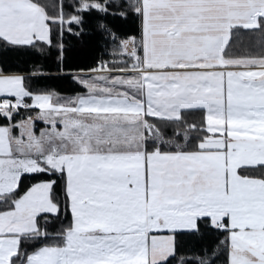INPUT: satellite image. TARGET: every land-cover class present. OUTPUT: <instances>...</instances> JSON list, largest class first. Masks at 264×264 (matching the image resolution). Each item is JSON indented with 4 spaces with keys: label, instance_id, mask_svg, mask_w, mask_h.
Wrapping results in <instances>:
<instances>
[{
    "label": "snow or ice",
    "instance_id": "snow-or-ice-1",
    "mask_svg": "<svg viewBox=\"0 0 264 264\" xmlns=\"http://www.w3.org/2000/svg\"><path fill=\"white\" fill-rule=\"evenodd\" d=\"M0 264H264V0H0Z\"/></svg>",
    "mask_w": 264,
    "mask_h": 264
},
{
    "label": "trees",
    "instance_id": "trees-1",
    "mask_svg": "<svg viewBox=\"0 0 264 264\" xmlns=\"http://www.w3.org/2000/svg\"><path fill=\"white\" fill-rule=\"evenodd\" d=\"M50 3H54L56 2V0H49ZM234 43L238 46V47H241V46H248L250 44V41H249V38L247 35L245 34H241L235 41ZM51 84H54L56 87H60V88H63V87H66L67 85L63 82V81H51L49 82ZM211 238L210 237H206L205 238V242L210 240ZM192 243V241L189 239L187 240L186 242V247L187 246H190Z\"/></svg>",
    "mask_w": 264,
    "mask_h": 264
}]
</instances>
